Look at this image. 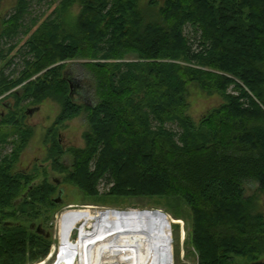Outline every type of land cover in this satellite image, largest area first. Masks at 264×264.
<instances>
[{"label": "trees", "instance_id": "trees-1", "mask_svg": "<svg viewBox=\"0 0 264 264\" xmlns=\"http://www.w3.org/2000/svg\"><path fill=\"white\" fill-rule=\"evenodd\" d=\"M76 3L82 14L72 28L47 23L30 39L19 78L0 73V101L16 88L22 95L15 96L12 112L0 104L7 112L4 117L0 112V157L18 136L12 158L0 161V264H30L52 251L51 235L38 234L32 226L44 229L35 220L42 208L58 206L57 188L45 177L36 183L33 174L13 169L33 132L25 123V105L39 106L47 99L62 109L48 135L49 162L65 173L61 159L67 155L72 166L65 180L85 196H97L98 183L107 175L117 197L179 196L195 213L199 264H236L262 254L264 218L254 216L244 201L248 183H257L264 196V110L234 79L264 106V0H165L161 23H146L136 0H64L58 14ZM31 5L32 0H19L14 16L1 22L0 61ZM187 26L192 36L184 33ZM128 56L137 61L124 62ZM79 59L91 60L81 66L96 98L92 106L77 102L75 91L71 96L63 62ZM192 83L222 93L228 102L198 129L185 116V95ZM231 85L250 107L225 92ZM84 111L86 147L65 150L56 131ZM168 123L184 130L178 140L165 128ZM4 127L13 131L4 132ZM194 198L210 203L212 211L198 209ZM23 218L30 220L29 230ZM208 223L221 234L213 238ZM85 237L91 239L89 233Z\"/></svg>", "mask_w": 264, "mask_h": 264}, {"label": "rangeland", "instance_id": "rangeland-1", "mask_svg": "<svg viewBox=\"0 0 264 264\" xmlns=\"http://www.w3.org/2000/svg\"><path fill=\"white\" fill-rule=\"evenodd\" d=\"M63 1L51 0L43 2L41 0H32V5L25 19L26 22H23V27L18 30L16 35L12 36L11 45L6 47L9 50L4 58L5 60L0 61V73L3 72L10 78H19V73L23 69L24 57L22 53L30 51L28 47L30 39L45 24H61L65 29L74 26L82 14V8L79 3H76L73 7L67 9L64 14L60 15L58 14V9H60ZM154 1L156 3L152 4ZM164 1L136 0L137 10L142 14L146 23H161L162 16L160 12ZM18 4L19 0H0V24L4 20L7 22L14 16ZM33 20H37L35 25H33ZM184 33L192 36V28L187 26ZM33 56L35 55L29 54V58H33ZM90 61L79 59L63 62L64 65H67L66 76L75 87V100L88 106L94 105L96 98L94 91L90 87L91 83L84 76V68L81 64ZM135 61H137L136 56H128L124 60V62L128 63ZM10 62H12V65H10ZM182 65L188 66L184 62ZM190 66L195 67L194 65ZM204 70L212 74L226 76V74L212 69L204 68ZM228 77L233 79L229 75ZM36 78H32L31 81ZM234 81L242 87L250 100H253L254 103L260 105L264 110V106L260 104L254 93L241 80L234 79ZM225 92L228 95H232L233 98H241V102L246 104V108L250 107L248 99L242 98L243 93L236 90L235 85H231ZM5 100L6 98L1 99L0 104ZM185 100L187 104L185 116L191 120L197 129L207 120V117L228 103L222 93L217 91L206 92L195 83L187 86ZM32 108H34L31 118L32 127H29L32 128L33 132L26 148L19 155L17 162L13 164V169L33 174V177L37 179L36 183L40 182L44 177L51 182V175L47 174L46 171H42L41 165H45V169L48 166V135L62 109L58 103L51 99H47L41 105L33 106ZM1 111H3L2 106H0ZM23 126V129H25V125ZM165 128L176 134L178 136L176 137L177 140L180 134H184V130L180 128L178 123H168ZM3 131H13V129L4 127ZM88 131V112L84 111L78 117L59 126L56 134L67 147L73 146L78 149H84L86 147L84 135ZM221 132L222 129L220 130ZM13 144H18V136L13 138V140H9V146L6 147L7 150L4 149L2 151L3 154L0 157V161L5 159L6 156L12 158ZM69 160L71 159L69 158ZM70 170H66L65 173L54 170L56 178H64V181H62V188H64L63 202L56 207L48 208V210L42 208V214L35 220L38 225L44 224L45 232L52 237L50 240L52 243V255L50 253L46 259L30 264H100L103 259L108 257L111 250L129 248L143 249L148 251V253L157 254L158 264L168 263L166 262V255H169V264H199V253L194 246V236L197 233L195 213L192 205L186 199L179 196L173 197L172 195L169 197L151 198L117 197L111 194L115 183L108 175L99 181L97 187L98 195L90 198L65 180L67 179V172ZM245 188L246 200L244 202L249 204L254 216L261 215L264 218V196L259 191V185L257 183H248ZM56 198L57 193L54 199ZM195 201L197 202L198 200ZM17 202L19 204V201H15L14 204L16 205ZM197 203L199 205L198 209L207 210L208 212L212 211L210 203H199V201ZM111 210L127 213L119 214ZM151 212L163 214L170 222L172 244H170L168 252L166 247H163L168 242V230L165 232L161 231L163 225L159 220L160 218H156L157 213L149 216L144 215V213ZM127 214L135 219H131ZM29 221L24 218L21 219L24 229L29 230L31 226ZM209 223V232L213 238L218 231L221 234V229L211 227ZM94 229L98 230V234L92 240L87 239L85 234L92 232ZM226 229V232L231 234V229ZM183 231L185 232L184 240L182 239ZM164 233L167 234L166 241L160 239V236H163ZM83 237H85V241H81ZM236 264H264V252L252 261L237 259Z\"/></svg>", "mask_w": 264, "mask_h": 264}, {"label": "flooded vegetation", "instance_id": "flooded-vegetation-1", "mask_svg": "<svg viewBox=\"0 0 264 264\" xmlns=\"http://www.w3.org/2000/svg\"><path fill=\"white\" fill-rule=\"evenodd\" d=\"M20 89L21 88H16L12 91H10L9 93H7L6 95H4L1 99H5V101H3V107L4 109H6L7 111H14L15 110V103H14V98L15 96H18L19 98H22V95H20ZM25 117H26V120H25V123L27 126H31L32 127V123H31V118H32V114H33V109L32 108L33 106H30L26 103L25 105ZM3 109V110H4ZM7 114V112L4 110V111H1V115L4 117L5 115ZM58 142H59V145L64 148L65 150H67L68 148H71L73 146H66L65 144L62 143V140L58 138ZM9 146V145H8ZM12 147V146H11ZM48 148H50V146H48ZM7 150V149H5ZM61 163L63 164L64 168L63 170L66 171V170H69L70 167L72 166V163H71V160H69V157L67 155H64L61 159ZM41 169L42 171H46L47 174L51 175L50 177V181L51 183H53V185H55L56 188H58V191H57V198L56 200L58 201L57 204H62V195L64 194V188H62V181H63V178H56L54 175H55V171H54V165L53 163L49 162L48 163V166L46 167L45 169V165H41ZM63 171V172H64ZM60 195V196H59ZM55 200V201H56ZM11 226L12 224L9 223ZM5 226L8 225V222H4ZM36 230V228H35ZM45 235L47 237L50 236L49 233L45 232Z\"/></svg>", "mask_w": 264, "mask_h": 264}, {"label": "bare ground", "instance_id": "bare-ground-1", "mask_svg": "<svg viewBox=\"0 0 264 264\" xmlns=\"http://www.w3.org/2000/svg\"><path fill=\"white\" fill-rule=\"evenodd\" d=\"M128 216L130 217V215ZM130 218L135 219L133 217ZM100 264H158V256L153 252L148 253V251L138 248L113 249Z\"/></svg>", "mask_w": 264, "mask_h": 264}, {"label": "water", "instance_id": "water-1", "mask_svg": "<svg viewBox=\"0 0 264 264\" xmlns=\"http://www.w3.org/2000/svg\"><path fill=\"white\" fill-rule=\"evenodd\" d=\"M70 88H71V96L73 95V91H74V87H73V85H72V82L70 81ZM32 189V188H31ZM60 196V195H59ZM56 203H58V201L56 200ZM16 205H18V202L16 203ZM112 212H114V213H119V214H125V213H127V212H119V211H113V210H111ZM131 213V212H130ZM157 213V216H156V218H160L159 220H160V222L162 223V232H165L166 230H168V234H169V238H168V248H167V243H165V246H163V247H166V250H167V252H168V250H170V244H172V239H171V225H170V222H169V220H168V218L166 217V216H164L163 214H161V213H158V212H151V213H144V215H147V216H149V215H152V214H156ZM155 216V215H154ZM36 228V231H37V233L38 234H42V235H45V230L42 228V226H38V227H36L35 225H33L32 226V229H35ZM170 232V233H169ZM161 238V240H164V241H166L167 240V234H163V236L161 235L160 236ZM166 238V239H165ZM154 249V248H153ZM51 255H52V253H51ZM59 256V255H58ZM161 260H162V254H161ZM165 262V261H164ZM166 262H168L167 264H169V262H170V259H169V255H166Z\"/></svg>", "mask_w": 264, "mask_h": 264}, {"label": "crops", "instance_id": "crops-1", "mask_svg": "<svg viewBox=\"0 0 264 264\" xmlns=\"http://www.w3.org/2000/svg\"><path fill=\"white\" fill-rule=\"evenodd\" d=\"M93 232H94V234H92ZM89 234L92 235V236L90 235V238H91V239H94V237L96 236V234H98V230L94 229V230H93L92 232H90Z\"/></svg>", "mask_w": 264, "mask_h": 264}]
</instances>
